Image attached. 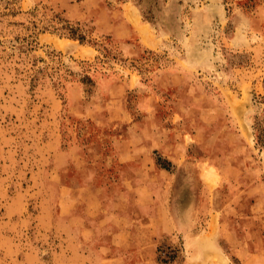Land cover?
<instances>
[{
    "label": "rangeland",
    "instance_id": "rangeland-1",
    "mask_svg": "<svg viewBox=\"0 0 264 264\" xmlns=\"http://www.w3.org/2000/svg\"><path fill=\"white\" fill-rule=\"evenodd\" d=\"M131 150L159 264H264V0H0V264H89L60 185Z\"/></svg>",
    "mask_w": 264,
    "mask_h": 264
},
{
    "label": "crops",
    "instance_id": "crops-1",
    "mask_svg": "<svg viewBox=\"0 0 264 264\" xmlns=\"http://www.w3.org/2000/svg\"><path fill=\"white\" fill-rule=\"evenodd\" d=\"M134 157L131 150L121 158L125 168L117 183L98 186L72 179L60 185L59 213L76 226L77 246L73 253L81 251L86 263L159 264L160 237L174 234L164 200L168 192L154 190L148 183L155 179V166ZM76 165L81 171L86 167L84 162L76 161ZM194 238L190 240L194 241L192 247L197 245Z\"/></svg>",
    "mask_w": 264,
    "mask_h": 264
}]
</instances>
